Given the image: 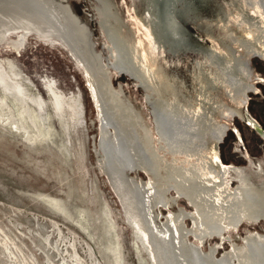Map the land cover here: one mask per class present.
Masks as SVG:
<instances>
[{
  "label": "rangeland",
  "instance_id": "1",
  "mask_svg": "<svg viewBox=\"0 0 264 264\" xmlns=\"http://www.w3.org/2000/svg\"><path fill=\"white\" fill-rule=\"evenodd\" d=\"M43 1L60 14L67 25L63 35H74L87 60L83 69L61 42L42 38L35 30L25 34L21 46L14 44L20 31L0 41L4 70L10 74L9 63L13 64L20 76L10 78L20 80L29 96L43 98L40 113L47 116L38 124L39 139L28 141L22 126L30 130V124L0 87V264H113L106 246L123 264H148L119 197L100 172L101 157L95 152L100 131L90 82L97 83L142 157V167L129 168L124 179L144 185L155 225L173 221L181 248H199L214 262L246 264L250 240L264 264V197L253 186L264 181V53L243 77L250 88L236 92L224 121L227 126L218 142L220 187L199 193L159 157L132 114L97 35L67 0ZM47 80L55 82L64 97H79L82 113L75 125L67 122L65 132L53 113ZM24 105L29 114L38 111L28 99ZM13 116L19 118L16 123L10 120ZM106 127L114 142L113 128ZM181 213L185 218L178 217ZM233 215L239 217L237 222ZM211 224L224 229L209 233Z\"/></svg>",
  "mask_w": 264,
  "mask_h": 264
},
{
  "label": "water",
  "instance_id": "2",
  "mask_svg": "<svg viewBox=\"0 0 264 264\" xmlns=\"http://www.w3.org/2000/svg\"><path fill=\"white\" fill-rule=\"evenodd\" d=\"M132 114L191 190L219 187L218 136L264 49V0H67Z\"/></svg>",
  "mask_w": 264,
  "mask_h": 264
},
{
  "label": "bare ground",
  "instance_id": "3",
  "mask_svg": "<svg viewBox=\"0 0 264 264\" xmlns=\"http://www.w3.org/2000/svg\"><path fill=\"white\" fill-rule=\"evenodd\" d=\"M59 18L61 19L60 14L43 0H0V41H8L7 35L10 32L20 31L18 41H15L14 44H19L21 46L25 39V34L31 30H35L42 38H55L61 42L69 50L76 62L83 68L87 58L81 51L80 45L73 34L71 35L72 37L69 36L66 38L67 35L64 36L66 33L63 32V27H67V25L63 23L61 19L62 23L58 26L57 20ZM65 29L66 28H64V30ZM262 53L264 52L261 51L260 54ZM9 66L10 74H7L0 63V87L5 95L8 94L12 97V101H14L15 106L18 107L19 116L27 120L30 124V130L22 126L28 134L26 139L28 141L39 139L41 132L38 129V124L47 119V116L40 113L43 109L44 100L39 94H36L35 96H29L26 94V88L22 85L21 81H13L10 78V76H14L15 78L20 76V72L14 69L12 63H9ZM243 80L244 79L241 80L237 90L238 93H244L250 88V85L244 83ZM45 87L50 98L53 113L58 118L65 132V130H67V122L75 125L78 115L82 113L79 97L75 94H72L70 97H64L63 93L56 87L55 82L51 80L46 81ZM90 87L99 122L98 128L100 135L97 144L98 148L95 147V152L101 157L99 160L100 172L106 175V179L112 190L119 197L125 218L133 227V233H136L137 235H135L136 238L141 242L148 264H228L224 259L217 260L216 262H214L213 259H208V257L203 255L199 248L191 245L186 249L181 248L180 236L173 221L167 220L165 223H162L160 227L155 225L151 215L150 202L147 200L148 193L144 185H139L137 181L130 184L124 179V174L129 168L135 169L142 167V157L132 145L129 134L120 125V122L114 115L110 103L106 100L97 83L90 82ZM25 99L32 101L36 105L38 111L35 115L27 112V108H25L24 105ZM18 119L13 116L10 120L11 122L13 121L16 123ZM77 123L78 122H76V124ZM106 125H110L114 130V142L109 138L110 133L106 130ZM226 126V124H223L218 136V142L223 136ZM16 127L19 128L18 125ZM48 128L49 124H46V131L43 134H49L48 132L50 130H48ZM119 166H122V169H120ZM218 170L220 187L222 176L220 172L221 169H219V162ZM179 215L178 217L182 219L185 218L184 215L186 214L181 213V215ZM232 218H238L236 222L239 220L237 215H233ZM223 229L224 228L220 225L213 227L211 224V226H208L209 233H221ZM135 236L134 240L136 239ZM106 249L107 251L109 250L110 253H113V264H123L118 259L119 254L117 255L114 253V249L111 248V246H106ZM246 249H249L250 252L248 254L249 260L246 261V264H261L260 255L257 253L258 250L250 240L246 244ZM212 253L213 249L211 248L209 256L212 257ZM233 254L237 257L235 252ZM237 264L241 263L238 262Z\"/></svg>",
  "mask_w": 264,
  "mask_h": 264
},
{
  "label": "flooded vegetation",
  "instance_id": "4",
  "mask_svg": "<svg viewBox=\"0 0 264 264\" xmlns=\"http://www.w3.org/2000/svg\"><path fill=\"white\" fill-rule=\"evenodd\" d=\"M253 186L257 190V195L260 194L259 196L264 197V181L262 182V184H260V186L254 185V183H253Z\"/></svg>",
  "mask_w": 264,
  "mask_h": 264
}]
</instances>
